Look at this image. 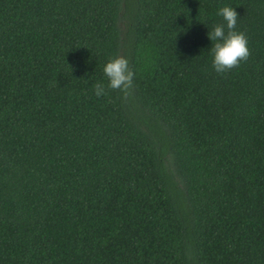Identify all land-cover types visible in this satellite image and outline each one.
<instances>
[{
	"label": "trees",
	"instance_id": "trees-1",
	"mask_svg": "<svg viewBox=\"0 0 264 264\" xmlns=\"http://www.w3.org/2000/svg\"><path fill=\"white\" fill-rule=\"evenodd\" d=\"M0 264H264V0H0Z\"/></svg>",
	"mask_w": 264,
	"mask_h": 264
},
{
	"label": "clouds",
	"instance_id": "clouds-1",
	"mask_svg": "<svg viewBox=\"0 0 264 264\" xmlns=\"http://www.w3.org/2000/svg\"><path fill=\"white\" fill-rule=\"evenodd\" d=\"M225 23L217 24L211 32L209 39L212 44L213 69L217 73H226L240 66L242 61H247L251 55L248 47V38L243 32L235 31L239 14L232 6H224L217 13ZM227 29V32L225 31ZM103 72L108 80L107 88L120 91L127 98L133 86L134 72L129 67V61L124 56L110 59L104 66ZM94 94L97 97L106 95L105 86L97 83L94 85Z\"/></svg>",
	"mask_w": 264,
	"mask_h": 264
}]
</instances>
